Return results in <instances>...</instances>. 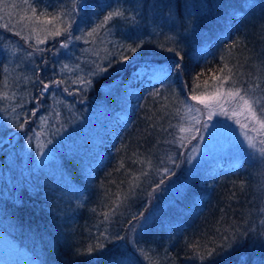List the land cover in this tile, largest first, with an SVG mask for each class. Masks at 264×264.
<instances>
[{
  "label": "trees",
  "instance_id": "trees-1",
  "mask_svg": "<svg viewBox=\"0 0 264 264\" xmlns=\"http://www.w3.org/2000/svg\"><path fill=\"white\" fill-rule=\"evenodd\" d=\"M150 1L140 0L138 7L149 5ZM158 1L162 0L153 2ZM163 1L165 17L172 22L162 28L164 34L149 39L143 37L140 40L144 42L143 47L128 62L119 63V59L108 72L84 77L92 80L86 95L81 96L78 81L72 80V86H68L64 77H60L67 88L63 89L64 94L75 97L77 113L91 110L97 116L107 113L114 108L127 84L138 92V97L132 101L136 102L135 110L128 119L121 123L115 121L98 132L101 153L108 156L111 152V157L92 166L84 159L63 153L43 166L44 170H53L49 171L48 178L42 175L43 182L25 181L19 189L9 193L11 198L3 194L0 198V231L39 264H115L114 257L121 254L131 257L134 264H264V236L258 234L259 219L264 220L259 212L262 207L259 200L263 201V196L255 187L260 181V171L264 172V161L259 163L261 167L246 160L233 164L221 161L208 166L192 185L193 192H184L182 197L175 198L173 205H161L158 212L151 214L152 222L136 231L138 238L134 237L129 245L124 239H117L123 237L124 229L151 213L148 208L155 204V198L144 201L143 194H149L159 181L155 176L147 179L149 184L146 183L145 189H134L136 185L131 190L135 179L124 173H141L144 168L140 163L133 164L129 156L124 158L121 147L142 155L147 148L154 149V141L165 138L166 123L173 124L176 120L177 102L167 105L166 97L163 98L170 92L169 88L174 87L178 97L186 99L193 90L218 81L214 76L222 75L219 69L225 64L232 68L234 57V62L245 61L250 56L253 63L264 64V37L253 32L240 39L254 19L264 15L256 12L263 7L259 3L262 0H254L251 11L234 8L227 13L216 5L219 0ZM124 6L122 3L121 10L128 15V22L144 13L131 5L129 15ZM197 24L201 25L199 29ZM189 27L195 35L181 37L177 34L189 32ZM141 69L158 74L160 81L153 82L150 77L145 79L141 75L140 84H131L129 80ZM235 80L237 86L246 84L250 91L253 84H259V88L253 89L254 95L264 102V80L260 83ZM101 101L103 107L99 106ZM125 113L121 99V114ZM12 132L16 130L7 136L6 143ZM121 164L125 165L124 169ZM89 183L94 193L87 189ZM73 184L80 187L84 199L75 208H69L65 197ZM164 185L166 183L157 187L165 189ZM107 210H110L108 214ZM107 215L111 217L110 226L105 222ZM100 244L104 245L103 249L96 248ZM90 245L94 248L91 256L87 254ZM211 249L216 250V255L201 260L200 256Z\"/></svg>",
  "mask_w": 264,
  "mask_h": 264
},
{
  "label": "rangeland",
  "instance_id": "rangeland-1",
  "mask_svg": "<svg viewBox=\"0 0 264 264\" xmlns=\"http://www.w3.org/2000/svg\"><path fill=\"white\" fill-rule=\"evenodd\" d=\"M153 1L156 0L150 1L149 5L146 4L145 7H138L140 0H81L78 13L72 16L75 21L72 26V33L73 36H81L82 38L70 41L68 48H61L60 45L65 40L64 36H48L44 43L37 44V39H45L46 33L42 29L50 28L51 25H45L35 20L29 21L27 17L32 15L30 7L37 10V15L41 12L55 14L58 11H71L73 0H0V156L4 153L6 155L5 163L2 166L3 172L0 171V198H2V194L11 198L8 192L17 190L20 183L21 185L24 184L27 177L28 182H32V180H37L38 184L43 182L42 175L47 177L51 173L49 171L53 170L52 168L44 170L43 167L39 169V166L56 156H61L63 153L84 159L90 162L92 166L100 164L101 159L111 157V152L108 156L106 153H101L102 142L98 132L105 130L107 125L115 121L120 123L121 120L126 121L135 110L136 102L132 101L138 97V92L131 89L129 84L122 93L120 88L118 92L121 94L118 100L116 98L117 102L114 103V108L97 116L92 110L90 113L86 111L77 113L75 111V97L65 95L63 89H67L65 82L69 84L68 86H72V80L78 81L77 87L82 92L81 96L86 95L91 87L79 83V78L92 77L90 73L98 64L107 67L109 61L113 64L114 61L119 60L121 44L123 46L133 44L135 46V43L140 42L143 37L149 39L164 34L162 28L172 24L171 19H166L163 12L166 3L163 0ZM253 1L219 0L216 5L226 13L234 8L251 11ZM122 3H125L124 8L130 12L129 15L132 13L131 5L142 9L144 13L135 15L132 22H128V15L115 18L99 31L95 41L86 36V33L100 23L109 11L116 8L121 9ZM259 3L263 7L258 8L256 12L264 13V0ZM43 19L45 17H40V21ZM199 25L197 24V29H199ZM34 29L35 31H33ZM17 32L21 34L16 35ZM253 32L264 37L263 14L254 19L249 30L247 29V32L241 35L240 39ZM195 33L189 27V32L185 30L177 34L184 37L186 34L195 35ZM24 37L30 38L25 39ZM80 44L82 47L78 49L77 46ZM37 47L43 51H35ZM234 58L231 61L234 79L238 78L239 81L250 83H260L264 80V64L262 62L253 63L250 56H247L245 61L235 59L234 62ZM249 63L250 65H247ZM65 65L67 67H64ZM38 70H40L41 75L39 80L53 85L43 93H41L42 85L36 78ZM154 74L148 69H141L129 81L133 85L138 82L140 84L143 81L141 75L148 79L147 77ZM62 76L65 82L63 81L59 85L52 83L53 81H61L60 77ZM218 83L219 81H215L196 90L192 88L190 91L193 90V92H190L186 99L181 95L179 98L175 88L170 87L168 90L170 92L163 98L166 97L164 102L167 105H171L172 101L177 102L176 120L173 124L166 123L168 134L165 138L154 141L152 143L154 149L149 147L142 155H137L138 151H129V149L121 147V154L123 153L124 158L128 159L129 156L133 160V164L140 163L144 168L141 173L134 172L132 174L131 171L124 173L129 178L134 177L135 179L133 186L131 183V190L136 185L134 189H145L147 179L150 178L149 180H151L156 176L159 178L158 185L166 183L165 189L161 190L160 193L169 189L173 195L177 193L174 197H179L178 189L186 187L190 180L194 179L195 176L198 177L196 174L199 169L211 161H220V159L225 158H246L257 161V163L264 161V155L259 151L261 145L257 143L256 148H250L245 139L247 134L258 142L264 140V133L252 131L251 123L245 121L243 116L240 117L241 122L249 123V128H241L234 118L230 115L219 114L218 109L216 114L209 119L204 106L191 100L193 94L202 98L211 94L214 91V86ZM228 86L225 84V89ZM249 94L256 95L253 89ZM66 96H68V100L65 98ZM57 98L60 99L57 101ZM121 99L127 114H121ZM68 101H71L72 104ZM184 102L202 109L200 123L195 125L199 131L192 129L191 116L185 111ZM99 106L103 107L104 102H99ZM225 107L227 108L229 105L226 104ZM177 109L180 110L179 113ZM112 110L114 113L111 112ZM35 119L36 122H34ZM204 124L207 125L206 128L202 127ZM13 125H15L14 130L16 132H12L11 139L6 143L7 136L11 131L6 135L1 133L6 132ZM180 126L189 130L181 132ZM181 137H184L182 144L180 142ZM3 143L7 145L1 147ZM13 150H16L17 161L11 163L12 159L10 160L9 157ZM258 165L261 167L259 163ZM121 166L124 169L125 165L121 164ZM152 169L154 172L151 173ZM165 169L169 171L166 173ZM259 178V184L255 187L263 196V201L259 200L262 206L259 212H262L261 216L264 217V211H262L264 210V172L260 171ZM197 180L199 179L196 178L193 182L196 183ZM198 185L202 186V183ZM157 186L152 187L149 194H143L144 201L151 200L155 192L162 187ZM92 188L91 183L87 184V189L94 193ZM68 191L69 195L65 199L70 203L69 208H75L83 201L84 196L73 185L69 187ZM60 194L61 192L58 191L59 199ZM174 197L170 200L172 205L174 204ZM146 204L144 203V205ZM148 210H152V208H148ZM109 212L110 210H107L105 213L108 214ZM145 215L127 230L124 229L122 236L126 244L129 245L134 237L138 238L139 233L136 231L139 228L141 230L150 221V219L147 221L148 213ZM110 219V215L105 217V222L109 226ZM259 220L261 227H258L260 230L258 234L264 236V220L261 218ZM27 255V252L16 243L0 234V264H39L31 258L29 260Z\"/></svg>",
  "mask_w": 264,
  "mask_h": 264
},
{
  "label": "snow or ice",
  "instance_id": "snow-or-ice-1",
  "mask_svg": "<svg viewBox=\"0 0 264 264\" xmlns=\"http://www.w3.org/2000/svg\"><path fill=\"white\" fill-rule=\"evenodd\" d=\"M81 0H73L72 10L71 11H58L55 14H49L47 12H41L37 15V10L34 7H30V11L32 13L31 16H28L27 19L29 21H37L42 22L45 25H51L50 28L42 29L46 35L45 39H37V44H42L45 42L48 36L51 37H59L64 36L65 40L61 43V48H68L69 42L72 40H80L81 36H73V24L75 21L72 19L73 14L78 13L80 8ZM40 17H45L42 21H40ZM67 17V19H66ZM117 17H124V11L116 8L112 11H109L106 16H104L103 20L98 23L95 27L86 33V36L95 41L97 34L101 29L108 25L110 21L114 20ZM35 31V29L33 30ZM20 32H17L16 35H20ZM25 39H29L30 37H24ZM87 42V41H86ZM143 41L133 44H128L126 46H122V51L120 53V61L119 63L128 62L133 55L138 53V51L143 47ZM235 45H233L234 47ZM172 51V49H168ZM35 51L41 52L43 49L36 48ZM32 55V53H29ZM64 67H67L65 65ZM112 67V62L109 61L108 66L105 67L103 65H96L95 70L90 73L91 76H95L98 74H103L109 71ZM179 67V65H177ZM163 73V69L159 70ZM219 72L222 74L221 76H214V79L218 80L219 83L214 86V91L211 94L205 95L203 98L198 95H191V100L196 101L197 104H201L204 106V110L207 111V115L209 119L212 118L214 114H216V110H219V114L225 116H231L234 118L235 122L240 125L243 129L249 128L250 122L252 125L251 130L258 133H264V102L259 97L250 95V88L246 84H241L237 86V81L234 79V72L228 64H225ZM38 82L42 85L41 93L48 91L50 88L49 83H45L43 80H39ZM231 82V83H229ZM53 84L59 85L63 83V81H53ZM79 83L82 85H91L92 80L86 78H79ZM225 84H228V88L225 89ZM259 84H253L251 88H259ZM229 105V107H225V105ZM183 107L185 111L191 116V126L193 130L199 131V129L195 128V125L200 123V115L202 114V109L196 107L195 105H190L187 102L183 103ZM179 109L177 112L179 113ZM35 115V113H33ZM243 116L246 123H242L240 117ZM258 125V127H257ZM23 127V125H21ZM202 127L206 128L207 125L204 124ZM189 129L180 126V131L185 132ZM245 139L248 141V146L250 148H256L257 143L261 145L259 151L262 155H264V140H260L258 142L254 141L253 138H250L245 135ZM184 137L180 138L181 144L183 143ZM166 173L169 171L168 169L164 170ZM163 183V181H161ZM243 187V186H242ZM264 211V210H262ZM117 239H123V237H117ZM227 239V237H225ZM96 248L103 249L104 245H97ZM94 248L93 246H88L87 254L91 256L93 254ZM216 255V250L211 249L206 252V255H201L200 259H211ZM115 264H134V261L131 257H124L123 254L120 256L114 257Z\"/></svg>",
  "mask_w": 264,
  "mask_h": 264
},
{
  "label": "bare ground",
  "instance_id": "bare-ground-1",
  "mask_svg": "<svg viewBox=\"0 0 264 264\" xmlns=\"http://www.w3.org/2000/svg\"><path fill=\"white\" fill-rule=\"evenodd\" d=\"M41 77V75H39V77L37 78V80Z\"/></svg>",
  "mask_w": 264,
  "mask_h": 264
}]
</instances>
